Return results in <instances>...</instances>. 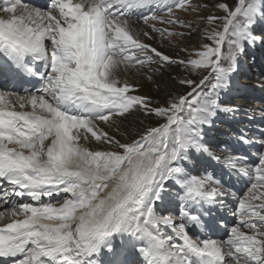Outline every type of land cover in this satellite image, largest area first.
<instances>
[{"label": "snow or ice", "instance_id": "snow-or-ice-1", "mask_svg": "<svg viewBox=\"0 0 264 264\" xmlns=\"http://www.w3.org/2000/svg\"><path fill=\"white\" fill-rule=\"evenodd\" d=\"M153 6L166 14L144 17L145 24L192 27L175 15L192 7L191 0H49L44 10L24 0L0 3V75L37 78L41 85L26 95L0 91V203L7 205L0 211V258L11 264H131L116 247L120 240L142 264H264V151L252 164L223 157L228 168L249 178L242 197L211 174L192 175L181 166L193 150L221 161L202 143L203 128L218 111H231L219 104L220 92L245 44L259 39L252 27L264 17V0L218 4L225 15L207 17L210 28L203 31L212 43L188 60L140 40L129 13ZM150 27L162 38L183 35ZM164 62L200 71L202 78L181 80L191 91L152 108L147 97L130 95L134 86L120 77ZM133 110L164 122L132 142L100 126ZM93 139L116 150L79 143ZM169 181L179 188V221L157 214ZM54 193L71 196L60 207L15 200L27 195L39 202ZM228 197L238 204L239 219L227 239L189 234ZM162 226L172 234H163Z\"/></svg>", "mask_w": 264, "mask_h": 264}, {"label": "bare ground", "instance_id": "bare-ground-1", "mask_svg": "<svg viewBox=\"0 0 264 264\" xmlns=\"http://www.w3.org/2000/svg\"><path fill=\"white\" fill-rule=\"evenodd\" d=\"M38 1L45 7L49 5L48 0ZM192 1L193 0H191V2ZM225 1L226 0H196L191 3L192 7H188L187 10L176 9L175 15L179 17L180 20L190 23L192 25L191 28L181 27L179 24L175 26L166 25L158 21H150L149 24H145L143 21L144 17L151 16L153 13L160 16L166 14V9H158L155 6L130 12L129 23L132 25L133 29L139 33V38L143 43L157 48L158 51L173 59L188 60L189 58H196L194 52L200 50L202 44L212 43L203 36L204 29L210 28L206 22V18L209 16L221 17L224 11L217 5L226 3ZM24 2H28V5L44 10L40 8L39 4H35L37 0H24ZM169 2L175 3V0H169ZM0 3H2V0H0ZM203 4L206 7L205 9H201L199 6ZM153 23H155L158 28H168L169 31L183 33V35H173L170 38L165 36L162 38L159 33L152 31L150 25ZM144 32H148L152 38L144 36ZM252 34L259 37V39L252 44H245L244 52L238 54L236 58V68L229 76L228 87L223 89L219 96V104L222 108L227 109L223 105L225 103V98H232L236 92H240L241 95L235 100L234 105L235 111L240 114L250 110L248 105L255 95L253 92H259L264 96V83L261 85L259 82L262 80H259L256 76L258 81L255 79H248L245 81L242 76L244 71L249 68V63L255 61L257 62L256 66L259 65V67H261L259 59L261 58L264 60V17L257 18V23L252 27ZM183 49H187L188 51H183ZM251 51L252 54H249ZM154 59L158 58L154 57ZM239 70H241L242 74ZM149 76L151 79L147 78ZM195 77L200 80L202 78V73L200 71H189L179 63L171 64L164 62L153 63L150 67L140 69L139 71L132 69L127 73L121 74L120 78L122 80H127L130 85L134 86V89L129 92L130 95L147 97L150 106L155 108L165 107L172 97L185 95L191 91L188 85L181 84L180 81L188 79L195 81ZM256 85H259L263 91L258 89ZM239 87L242 89H238ZM204 88H207V86ZM253 89L256 90L253 91ZM259 99V102L264 104V99L261 97H259ZM27 109L31 110L30 107H27ZM254 119V116L250 115L244 118L242 116L236 117L230 114L229 111H218L216 116L213 117L212 124L210 126H204L202 143L205 144L215 156L221 157V161L218 162L207 154L196 153L193 150L189 154V159L181 162V166L185 167L192 175L211 174L226 188H229L235 193L237 197L247 195V191L250 187L249 178L228 168L223 163V157L231 155L248 164H252L256 161L258 155L264 151V147L261 145V142L264 141V127H257ZM256 119L258 122L264 123V113L259 114ZM114 120V124H101L100 126L104 131L108 132L109 135L115 136L116 139L121 142H132L133 140L140 139L141 134L147 128L159 126L164 122L163 118H158L155 115H145L143 111L135 110H133L132 114L126 115V117H117L114 118ZM247 125L254 126V130L250 132ZM254 133L258 134L257 139L252 138ZM241 136H243L248 143L239 140L238 138ZM49 142L50 141L46 140L45 145ZM79 143L82 147H88L93 150H116L111 145L95 142L94 139L89 142L81 140ZM252 158L255 160H252ZM165 188L167 191L163 194V201L157 203V214L165 215V212L172 209L175 211L173 215H170V213L166 215L179 221L180 202L176 198V193L179 190L178 185L174 181H169L165 185ZM70 196V193H54L50 198L43 200L44 197H42L41 201L38 202L33 201L30 196L25 195V197H28L26 199H31L29 201H31L30 203L32 204L39 205L51 203L56 207H60L64 199L70 198ZM223 199V205L217 204L212 207L210 215H205L203 227L197 226V231L194 234L189 232L190 235L194 238L201 237L216 240L228 238L231 227L235 226L239 219L238 214H236L238 204L230 197ZM165 205L167 207H165ZM193 227L194 226H190L189 228L192 229ZM161 232L165 235L172 234L171 228L166 226L161 227ZM116 247L118 249H124V258L132 264H134V261H137V253L133 252L125 245H122L120 240L116 241ZM101 259L102 261H107L109 258L102 256ZM138 259L143 260L142 257Z\"/></svg>", "mask_w": 264, "mask_h": 264}, {"label": "rangeland", "instance_id": "rangeland-1", "mask_svg": "<svg viewBox=\"0 0 264 264\" xmlns=\"http://www.w3.org/2000/svg\"><path fill=\"white\" fill-rule=\"evenodd\" d=\"M196 0H193L191 3H193V2H195ZM226 3H227V5L229 6V7H232L233 5H235L236 4V2H237V0H226L225 1ZM200 7H201V9H205L206 7L204 6V4L203 5H199ZM225 15V13L224 14H221V17L222 16H224ZM194 32V31H193ZM223 51L226 53L227 52V44H225V46H224V48H223ZM254 56V55H253ZM260 60H262L261 58L259 59V61ZM252 62V61H251ZM255 62V61H254ZM256 64H257V62H256ZM250 66V68L248 69V72L250 73V74H253L252 76L253 77H250V78H248V79H255V80H257L256 79V76H258V78H259V80H262V81H259L260 83H261V85L264 83L263 81H264V62H262L261 63V66H262V69L261 70H257V71H252V68H253V63H250L249 64ZM258 67V69H260V67H259V65H257ZM254 70H256V69H254ZM241 74H242V72H241ZM244 75V74H243ZM245 79V78H244ZM247 79V78H246ZM195 81H199V79H197L196 77H195ZM258 81V80H257ZM212 82H214L213 80H210V81H208V82H206V84L203 86V88H202V90H204V91H207V89H208V87H209V85H210V83H212ZM209 83V84H208ZM248 84H250V83H248ZM208 85V87L207 88H204V87H206ZM251 85H253V84H251ZM257 86V88L258 89H260L261 91H263L262 89H261V87L259 86V85H256ZM200 89H198V91H199ZM263 93V92H262ZM257 94V97H261V98H263L264 99V96L261 94V93H256ZM239 96V93H235V95H234V99H228L227 101H228V105H231L232 107H234V105L233 104H235V100L237 99V97ZM247 96V95H246ZM260 99L259 98H255V99H253L250 103H249V105H248V108H251V110H252V112H250L251 114H259V113H262L263 111H264V104H261L260 102ZM227 106V105H226ZM151 107V106H150ZM247 107V106H246ZM234 113H235V111H234ZM264 113V112H263ZM253 129H254V127H252ZM252 138L253 139H257L258 138V136H257V134H255V135H252ZM136 140H139V139H136ZM170 211H169V213H170V215H173V212H175V211H173V210H171V209H169ZM167 214V212H165V215Z\"/></svg>", "mask_w": 264, "mask_h": 264}]
</instances>
